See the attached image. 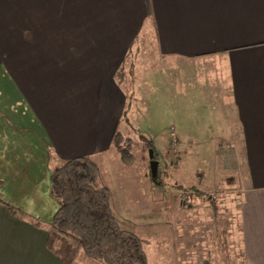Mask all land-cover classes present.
<instances>
[{"label":"crops","instance_id":"obj_1","mask_svg":"<svg viewBox=\"0 0 264 264\" xmlns=\"http://www.w3.org/2000/svg\"><path fill=\"white\" fill-rule=\"evenodd\" d=\"M138 125L229 155L214 167L239 186L222 233L183 211V192L153 201L172 204L180 230L191 218L208 254L219 234L230 258L264 264V0H0V264H60L46 248L59 163L91 161L114 213L118 183L100 166L114 133Z\"/></svg>","mask_w":264,"mask_h":264},{"label":"rangeland","instance_id":"obj_2","mask_svg":"<svg viewBox=\"0 0 264 264\" xmlns=\"http://www.w3.org/2000/svg\"><path fill=\"white\" fill-rule=\"evenodd\" d=\"M140 129L138 125L136 128L124 131L125 136L131 140L133 162L130 166H123L113 146L106 155V167L100 166L103 176L108 174L114 183H118L116 189L112 190V204L119 226L134 232L143 241L148 264H205V262L239 264L238 261L230 258L228 250L224 252L219 234L215 235L216 241L211 245L216 249L215 252L208 254L203 248L200 236L193 234L194 228L189 222L191 218L188 220L184 215L181 217L180 230L177 227L176 216L171 215L172 204L166 208L159 200L153 201L164 193L165 198L171 202L176 196L179 199L180 196L183 198V192L184 196L188 197L186 204L183 203V211L199 208L200 221L210 223L217 232H221L232 223L235 224L232 217L237 202L232 192H236L239 187L238 178L236 174L231 176L234 182L229 186L231 183L229 175L222 170L221 178L220 171L214 168L215 165L220 164L218 160L224 159L225 164H229L227 162L229 155L224 154L223 159L219 157L210 147L209 139H191L193 145L189 151H186L182 147L177 148L178 138L170 131L160 135ZM172 139L177 141L176 152L171 145ZM148 142L152 143L151 149L147 146ZM150 151L153 152L154 160L158 164V180L166 183L162 188L151 187L153 179L150 173ZM177 157L180 159L174 164ZM220 195L221 197H218ZM213 214H217V217H213ZM166 216L170 218V226L164 224L168 220L164 219ZM213 236L214 234L211 237ZM71 239L75 240L73 237ZM221 243L222 249L219 250ZM81 257H86L83 250L79 254V258ZM98 263L103 264L101 261Z\"/></svg>","mask_w":264,"mask_h":264},{"label":"trees","instance_id":"obj_3","mask_svg":"<svg viewBox=\"0 0 264 264\" xmlns=\"http://www.w3.org/2000/svg\"><path fill=\"white\" fill-rule=\"evenodd\" d=\"M112 144L121 162L131 165L130 138L116 132ZM147 146L151 149L152 143L148 142ZM49 180L58 209L46 238V248L60 264H74L81 250L104 264H148L143 241L119 226L110 193L97 185L98 170L91 161L80 157L59 163L51 168ZM153 183L154 186L162 185L158 177ZM71 236L75 240L72 241ZM227 248L223 241L225 253Z\"/></svg>","mask_w":264,"mask_h":264},{"label":"water","instance_id":"obj_4","mask_svg":"<svg viewBox=\"0 0 264 264\" xmlns=\"http://www.w3.org/2000/svg\"><path fill=\"white\" fill-rule=\"evenodd\" d=\"M150 173H151V177L154 180L157 177V173H158V164L157 162L154 160V155L153 152L150 151Z\"/></svg>","mask_w":264,"mask_h":264},{"label":"built area","instance_id":"obj_5","mask_svg":"<svg viewBox=\"0 0 264 264\" xmlns=\"http://www.w3.org/2000/svg\"><path fill=\"white\" fill-rule=\"evenodd\" d=\"M171 145H172V148H173V151L176 152V147H177V141L175 139H172L171 141ZM224 153H230L232 150H234V145L232 144H226L224 145L223 149Z\"/></svg>","mask_w":264,"mask_h":264}]
</instances>
